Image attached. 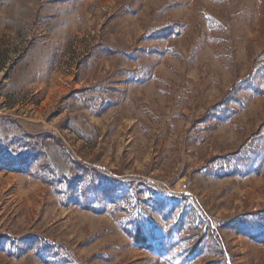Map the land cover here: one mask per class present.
<instances>
[{"label": "rangeland", "instance_id": "obj_1", "mask_svg": "<svg viewBox=\"0 0 264 264\" xmlns=\"http://www.w3.org/2000/svg\"><path fill=\"white\" fill-rule=\"evenodd\" d=\"M38 251L264 264V0H0V264Z\"/></svg>", "mask_w": 264, "mask_h": 264}, {"label": "trees", "instance_id": "obj_2", "mask_svg": "<svg viewBox=\"0 0 264 264\" xmlns=\"http://www.w3.org/2000/svg\"><path fill=\"white\" fill-rule=\"evenodd\" d=\"M78 165H79V164H78ZM221 176H222V175H221ZM225 176H228V174H226ZM81 209H82V210H85V211H89V212H91V213H93V214H101L100 211L95 210V209H86V208H83V207H81ZM39 243H40V241H39ZM41 256H43V255H40V252H39V251L35 254V257H36L38 260H40V261L42 262V264H54V263H50V262L46 261V260L43 259Z\"/></svg>", "mask_w": 264, "mask_h": 264}]
</instances>
